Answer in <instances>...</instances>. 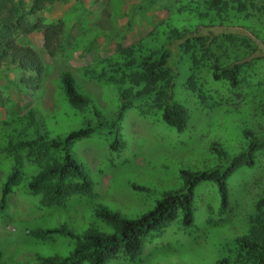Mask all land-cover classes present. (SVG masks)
Listing matches in <instances>:
<instances>
[{
    "label": "rangeland",
    "instance_id": "rangeland-1",
    "mask_svg": "<svg viewBox=\"0 0 264 264\" xmlns=\"http://www.w3.org/2000/svg\"><path fill=\"white\" fill-rule=\"evenodd\" d=\"M22 1L26 5L30 3ZM202 2L55 0L35 14L44 21L62 23L63 34L58 32L49 47L54 52L45 47L40 33H16V42L32 48L42 67L35 74L0 63L1 84L6 83L4 92L9 94V100L0 106V184L13 163L8 153L11 136L33 130L34 124L26 126L27 114L31 111L39 130L47 132L49 137L62 136L86 124L95 125L88 136L76 140L70 147L71 154L89 176L92 191L71 196L64 206H39L37 196L25 188L37 168L24 158L23 175L8 195L6 207L0 211V264H39L37 256L66 255L72 246L68 237L52 234L40 239L30 231L64 223L74 232H80L100 223L93 216L97 204L126 217H136L150 209L163 191L182 185L180 169L201 170L224 164L211 149L212 143L217 141L224 150L235 153L243 145L241 128L247 125L255 128L262 123L249 102L254 103L258 97L264 100V90L261 94L256 91L252 76L253 72L260 76L264 73V61L259 59L253 65L249 81H240L235 90L224 79L213 81L207 67L196 69L195 82L200 88L197 92L185 86L191 63L180 48L174 64L177 76L172 97L188 113L184 128L177 131L164 123L161 110L152 98L132 99L117 114L118 90L106 77L111 74L108 65L123 61L118 45L148 50L165 39L174 24L191 30L190 25L198 22L204 33L250 35L249 27L256 20L263 30L264 12L258 14V20L251 8L253 3L248 6L251 12L248 19L243 18V13L233 17L229 14L228 18L218 21L210 13L206 17L198 15L193 8ZM205 8L199 9L203 13ZM260 39L256 40L251 56H264V36ZM62 72H68L77 89L89 97L90 102L83 109L71 107L64 99L59 81ZM117 73H128V69ZM29 75L37 81L30 83ZM21 76L27 82H22ZM127 85L122 84L120 88ZM235 91L245 95L249 105L236 98ZM252 91L256 94L252 95ZM94 109L103 117L100 119L103 123L96 125ZM112 119L115 120L109 125ZM110 129L112 133L108 132ZM113 130L120 141L115 148L109 145ZM27 134L32 136L31 132ZM260 154L252 167H239L226 177V208L219 206L215 184L199 181L194 187L190 226L181 225L178 211L160 234L144 241L135 258L119 252L106 264H214L228 253L234 236L247 228L248 216L264 187V152Z\"/></svg>",
    "mask_w": 264,
    "mask_h": 264
},
{
    "label": "trees",
    "instance_id": "trees-1",
    "mask_svg": "<svg viewBox=\"0 0 264 264\" xmlns=\"http://www.w3.org/2000/svg\"><path fill=\"white\" fill-rule=\"evenodd\" d=\"M29 1L26 5L22 0H0V63L22 72L38 74L42 67L38 55L28 45L17 43L16 33H40L45 47L54 52V48L49 47L58 32L62 33V23L54 20L47 22L42 17L35 16L36 12L55 0ZM204 3L196 4L193 9L202 17L210 13L212 18L218 21L228 18L229 14L233 17L243 13V18L248 19L251 14L248 12V6L252 3V11L258 20V14L264 12V0H204ZM201 7H206L205 11L208 13H202L199 9ZM254 23L249 27L250 35L233 32L216 35L204 33L198 22L190 25L193 26L191 30L182 25L178 28L174 24L169 28L165 39L148 50H140L138 46L118 45L117 50L122 54L123 61L121 64L114 62L108 65L111 74L106 77L108 82L116 84L115 88L118 90L120 105L117 114L132 99L152 98L155 106L161 110L162 121L181 131L186 124L188 113L185 107L172 97L177 76L174 64L179 48L191 63V72L185 79L186 88L198 92L200 88L195 82V70L198 71L204 66L209 70L213 81L224 79L229 87L235 90L240 81H249L253 65L259 59L264 61V56H251L257 46L256 40L264 36V25L262 30L256 20ZM123 69H128V73L116 75L117 71ZM252 76L255 79V88L258 89L256 91L261 94L264 90V73L260 76L258 72H253ZM27 78L30 83L37 81L30 75ZM20 80L27 82L24 76H21ZM59 81L64 99L71 107L81 110L89 104V97L77 89L68 72H62ZM125 83L128 85L120 88V85ZM6 87L5 82L1 84L0 78V106L9 100V94L4 92ZM253 94L256 92L252 91ZM235 97H240L244 105L248 104L245 95L236 92ZM249 103L254 110L252 111L259 113L262 123H258L255 128L249 125L241 128L242 147L235 153H229L217 141L211 144V149L224 164H214L201 170L180 169L182 185L163 191L150 209L136 217L129 218L117 210L97 204L93 216L100 223L88 226L80 232H74L64 223L31 230L30 233L40 239L57 234L71 240L72 246L66 255L37 256L39 264H106L119 252L130 259L135 258L141 252L144 241L160 234L178 211L181 225L186 227L192 224L194 187L199 181H212L218 193L219 206L221 209L226 208V177L239 167H252L255 158L260 152H264V100L258 97L254 103ZM93 114L96 125L103 123L100 121L103 117L96 109ZM27 117L29 121L26 126L29 128L34 124L33 130H25L11 136L8 153L13 163L0 184V211L6 207L8 195L23 175L24 158L37 168L36 172L29 176L25 188L30 194L37 196L39 206H64L73 195L91 193V180L83 165L71 154L70 147L76 140L88 136L95 129V125L86 124L62 136L49 137L47 132L39 130L31 111H28ZM114 120L109 121V125ZM29 132L32 136H28ZM108 132L112 133V130ZM118 142L120 143L118 133L114 131L109 145L115 148L119 146ZM21 150L24 151L23 154L19 152ZM232 242V246L227 248L228 253L214 264H264V187L254 202L253 212L248 216L246 230L234 236Z\"/></svg>",
    "mask_w": 264,
    "mask_h": 264
}]
</instances>
